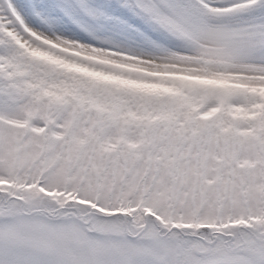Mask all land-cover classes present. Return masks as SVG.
<instances>
[{"label":"snow or ice","instance_id":"obj_1","mask_svg":"<svg viewBox=\"0 0 264 264\" xmlns=\"http://www.w3.org/2000/svg\"><path fill=\"white\" fill-rule=\"evenodd\" d=\"M0 264H264V0H0Z\"/></svg>","mask_w":264,"mask_h":264}]
</instances>
